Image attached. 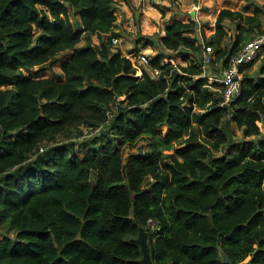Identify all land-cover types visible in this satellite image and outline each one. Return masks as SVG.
I'll use <instances>...</instances> for the list:
<instances>
[{
	"label": "trees",
	"instance_id": "trees-1",
	"mask_svg": "<svg viewBox=\"0 0 264 264\" xmlns=\"http://www.w3.org/2000/svg\"><path fill=\"white\" fill-rule=\"evenodd\" d=\"M116 2L0 0V264H139L134 239L150 219L153 264H226L220 249L264 264V62L242 67L228 106L210 83L263 31L260 10L222 9L203 43L196 21H175L158 42L187 65L160 53L136 66L112 42ZM204 45L215 54L206 78ZM66 52L59 79L32 73Z\"/></svg>",
	"mask_w": 264,
	"mask_h": 264
},
{
	"label": "rangeland",
	"instance_id": "rangeland-1",
	"mask_svg": "<svg viewBox=\"0 0 264 264\" xmlns=\"http://www.w3.org/2000/svg\"><path fill=\"white\" fill-rule=\"evenodd\" d=\"M134 3L136 6L135 10L122 0H117L114 6L118 19L117 32H121V43L117 48L121 49L124 55L133 59H135V55L139 52L137 51L138 48L141 49L140 53H146L150 59H155L162 53L165 58H173L174 64L178 66L187 62L183 54L165 51L158 42L160 36L165 34L167 26L172 25L175 20H181L183 22L190 21L191 19L195 20L198 28L191 33L193 37L200 36L201 33H204L207 37L212 35L215 31L214 26L218 14L222 9H230L243 12L246 15H252L256 10H261L262 8L261 13L264 22V0H134ZM138 21L140 27L136 24ZM225 24L228 34L231 36L228 39L232 40L236 34V25L229 21H226ZM140 33L154 38L157 45L146 48L138 45V34ZM94 39L97 43V39ZM68 57L69 52L60 55L59 62L53 70H49L47 67L36 68L32 73L38 77L59 79L57 76L62 73L61 65ZM197 59L199 60L200 57H197ZM263 62L264 51L253 64L251 71L257 72ZM212 82L213 80L210 79V83ZM262 125L263 123L261 122L260 127ZM225 129L232 135L234 141L238 142L243 139L242 130L234 123L226 122ZM161 130L163 137H165L168 133L167 127L164 126ZM139 145H143V142H140ZM129 151L127 150V152ZM169 152L167 151L166 153L169 154Z\"/></svg>",
	"mask_w": 264,
	"mask_h": 264
},
{
	"label": "built area",
	"instance_id": "built-area-1",
	"mask_svg": "<svg viewBox=\"0 0 264 264\" xmlns=\"http://www.w3.org/2000/svg\"><path fill=\"white\" fill-rule=\"evenodd\" d=\"M112 42L115 46L120 45V37H113ZM264 51V30L254 36L252 40L247 42L243 48L233 55L228 65L223 69L222 76L220 78L214 79L213 82H218L221 85L220 92L222 93V100L220 102L221 106H228L231 103L235 102L241 95L242 92V80L243 74L242 67H245L254 61L260 56ZM129 57V56H128ZM131 58V57H129ZM134 65L137 66V63L140 65L147 66L150 64V58L146 53H140L135 55V59L131 58ZM202 63V78H206L207 69L210 64L215 59L214 49L211 46H205L200 55ZM163 63H173V58H167L162 62ZM175 65V64H174ZM176 66V65H175ZM179 73H182L180 69ZM154 76H160L162 71L159 69L152 70ZM44 151V147L40 148V152ZM157 230V222L153 219L149 220L148 223V233L154 234Z\"/></svg>",
	"mask_w": 264,
	"mask_h": 264
},
{
	"label": "water",
	"instance_id": "water-1",
	"mask_svg": "<svg viewBox=\"0 0 264 264\" xmlns=\"http://www.w3.org/2000/svg\"><path fill=\"white\" fill-rule=\"evenodd\" d=\"M200 39V37H198ZM263 125L261 127V130L264 131V119H263ZM133 219V215L131 216ZM134 241L140 245L142 251H143V258L137 261L139 264H153L150 250H149V243H148V231L145 230L144 228L141 229L139 236L134 239ZM220 255L222 257V260L226 264H232L231 260L229 257L226 255V253L220 249Z\"/></svg>",
	"mask_w": 264,
	"mask_h": 264
},
{
	"label": "crops",
	"instance_id": "crops-1",
	"mask_svg": "<svg viewBox=\"0 0 264 264\" xmlns=\"http://www.w3.org/2000/svg\"><path fill=\"white\" fill-rule=\"evenodd\" d=\"M230 10V9H229ZM261 10H263L262 8H261ZM261 10H260V18H261V21H262V28L264 29V22H263V18H262V13H261ZM233 11V10H232ZM243 13V12H242ZM244 14V13H243ZM254 14V13H253ZM252 14V15H253ZM246 15V14H245ZM218 18V17H217ZM192 20V19H191ZM175 21H181V20H175ZM174 21V22H175ZM195 21V20H194ZM217 21V20H216ZM183 22V21H182ZM187 22H189V21H187ZM196 28H198V24H197V26H196ZM214 28H215V31H214V33L216 32V23H215V26H214ZM228 31V30H227ZM213 33V34H214ZM212 34V35H213ZM236 34H237V31H236ZM235 34V35H236ZM212 35H210V36H206V35H204V33H201L200 34V36H201V38L200 39H198V37H200L199 35L198 36H196V38L198 39V41L200 42V43H203V41H204V39H208V38H210ZM235 35H234V37H235ZM228 38H231V36H229ZM231 40V39H230ZM230 40L229 39H227L226 40V45L227 46H229L230 45ZM232 41V40H231ZM97 43H98V41H97ZM205 46V45H204ZM203 46V47H204ZM172 53V52H171ZM215 55V54H214ZM183 57H186V54H183ZM167 58H164V60H166ZM257 60V59H256ZM187 65V62H185V63H182V65L181 66H186ZM222 72H223V70H222ZM222 76V73H221V75L220 76H211L210 77V79H212L213 81H214V79H216V78H220ZM212 83H214V82H212ZM220 90H221V88H220ZM264 119V118H263ZM261 123V122H260ZM260 123H259V126H260ZM263 123V122H262ZM261 128V127H260ZM262 131V130H261ZM263 132V131H262ZM264 133V132H263Z\"/></svg>",
	"mask_w": 264,
	"mask_h": 264
}]
</instances>
